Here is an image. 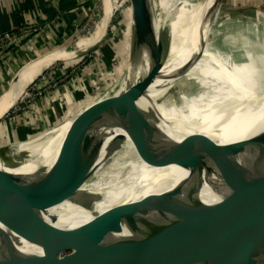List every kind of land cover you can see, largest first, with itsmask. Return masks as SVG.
Wrapping results in <instances>:
<instances>
[{
	"label": "water",
	"instance_id": "1",
	"mask_svg": "<svg viewBox=\"0 0 264 264\" xmlns=\"http://www.w3.org/2000/svg\"><path fill=\"white\" fill-rule=\"evenodd\" d=\"M121 5L124 63L103 112L89 117L83 131L66 134L59 145L33 149L23 144L48 134L60 123L37 131L38 135L0 143V264H264V129L225 143L199 139L178 161L200 172L206 167L203 179L96 210L105 193L86 185L106 182L109 176L101 174L110 167L92 159L107 141L111 147L128 141L137 149L146 147L171 116L162 111L144 116L135 112L139 90L163 68L171 48L152 58L148 16L141 0H121ZM250 8L264 19L263 7L224 6V0H213L212 4L202 0L197 24L192 29L187 26L177 44L175 60L197 47L184 65L191 70L203 57L219 14L245 13ZM115 10L96 44L65 49L76 52L56 58L51 65L98 51L110 34ZM60 50L23 64L11 78L5 97L9 100L28 67ZM184 93L176 91L166 105L179 103ZM257 95L247 110L228 121L226 135L249 131L264 118V93ZM115 128L122 129L129 139L126 134H113ZM146 155L151 159L150 152ZM126 178L119 179L124 180L120 184L128 183ZM205 190L210 198L203 196ZM71 205L89 218L73 226L61 222L62 214H71Z\"/></svg>",
	"mask_w": 264,
	"mask_h": 264
},
{
	"label": "bare ground",
	"instance_id": "2",
	"mask_svg": "<svg viewBox=\"0 0 264 264\" xmlns=\"http://www.w3.org/2000/svg\"><path fill=\"white\" fill-rule=\"evenodd\" d=\"M201 2L202 0H141L148 16L147 40L152 50V58L160 55L168 47L171 51L163 68L139 90L135 112L137 115L144 116L162 111L163 114L171 116L159 134L146 147L137 149L129 141L124 143L125 145L111 147L108 146L107 141L92 159L110 167L107 172L101 174V176H109L106 182L99 185V181H96L92 186L86 185V188L101 190L105 193V199L96 204V210H103L119 201L162 192L179 183L187 185L197 178L203 179L207 172L206 167L200 172L198 169L191 168L192 165H182L178 161V158L188 152L199 139L205 141L211 138L216 142L225 143L249 138L264 129L263 118L242 134H225L228 121L232 116L244 112L252 98L264 93V46L258 54L245 49L250 57L247 56L248 58L243 62H237L235 57L243 49L218 51L212 45L216 36H212L211 33L203 57L191 70L184 65L195 52V47L182 55L181 60H175L178 53L177 44L188 30L187 26L192 29L197 24H195L196 16ZM212 2L213 0H208L209 4ZM102 7L100 23L84 48L93 46L104 36L113 15L114 0H102ZM74 52L76 50L63 48L60 52L47 54L28 67L21 74L9 100L3 94L0 97V117L26 93L27 87L41 76L56 58H67ZM186 81L189 85L188 92L180 95L179 103L173 102L167 106L166 103L173 91ZM112 86L105 93L91 99L89 107L77 110L78 113L76 112L72 118L63 121L48 134H41L23 145L32 146L33 149L41 145L43 147L59 145L66 134L83 131L89 117L103 112ZM113 134L126 133L120 128H115ZM126 136L129 139L127 134ZM148 152L151 159L146 155ZM23 169L27 170L30 167ZM23 169H17V171ZM125 175L128 183L120 184L124 180L119 179ZM203 196L211 197L206 190ZM66 205L69 204L64 206ZM70 210L69 216L61 215V222L73 226L86 221L90 216L72 205Z\"/></svg>",
	"mask_w": 264,
	"mask_h": 264
},
{
	"label": "crops",
	"instance_id": "3",
	"mask_svg": "<svg viewBox=\"0 0 264 264\" xmlns=\"http://www.w3.org/2000/svg\"><path fill=\"white\" fill-rule=\"evenodd\" d=\"M97 1L0 0V37L8 31L19 32L30 26L37 28V31L18 38L0 53V97L23 64L48 51L70 48L79 39L77 28L87 19ZM243 2L248 6L264 8V0ZM95 63L89 62L74 73L68 72L70 69L66 65L64 69L56 68L59 71L49 73V81H58L56 86L46 84L41 88V93L28 102L22 101L24 93L11 109L13 111L21 105L16 120L4 122V117L0 121V143L24 139L35 131L67 120L77 110L89 107L90 99L97 94L94 84L98 75L89 71ZM44 72H49V69Z\"/></svg>",
	"mask_w": 264,
	"mask_h": 264
},
{
	"label": "rangeland",
	"instance_id": "4",
	"mask_svg": "<svg viewBox=\"0 0 264 264\" xmlns=\"http://www.w3.org/2000/svg\"><path fill=\"white\" fill-rule=\"evenodd\" d=\"M95 5L101 7V11L99 13L100 14L99 21H100L102 18V13H103L102 0H98ZM230 5L248 6V5H245L243 0H224V6H230ZM116 7L117 9L115 10ZM250 9L251 10L246 11L245 13H242V12L234 13L233 12L226 16L222 13L219 14L213 26V30H212V36L213 35L216 36L215 39H213L214 44L212 43V45L218 51L221 50L223 52H228L233 49H236V50L243 49L244 50V51L242 50V52L239 51L238 55L235 57L237 62H243L245 61V59L250 57L249 54L245 52V49L251 51L252 53L258 54L261 52V48H263L264 46L263 15L260 14L257 10H254L253 8H250ZM252 9L254 11H252ZM114 10L115 12H114V17H113V24L111 26L110 34L108 35L107 40L105 41V43L102 45V47L98 51H96L90 56H87V57H90V59L89 58L87 59L88 61H85V59L87 58L85 57L79 60H74V61H69V62H59V63L53 64V65L60 66V68L61 66L66 65L68 66L67 68L70 69L68 70V72L74 73L76 70L83 68L87 63L96 62L95 63L96 65H93L89 68V71L98 75V80L94 84V88L97 91V94H94V97L92 99H94L98 94L100 95L102 93H105L111 88L112 84L114 85V83L117 81L118 75L120 71L122 70L123 63H124L125 27H123L124 25L122 22L121 0H114ZM117 15L118 16L120 15L121 19L119 22H116V21L114 22V20L118 18ZM258 19H260L261 21L258 22ZM93 34L91 33V34H88V36H85L87 40H82V38H79V39L77 38V40L70 46V48H67V49H78V48L85 47L87 41L90 40ZM218 46L220 47V49ZM108 50L114 53L110 61L107 58ZM196 51H197V47H195V52ZM53 65H51L48 68L49 72H44L45 75L47 74L49 75V73L51 74L55 71H59L57 70L59 68H57L56 66L53 67ZM181 86L177 87V89L173 91L171 96L176 91H184L185 93L188 92L189 85L186 84L184 88H182L183 86L182 87ZM208 93L210 94V92ZM204 97H206V95H204ZM90 102H91V99L89 103ZM17 107L21 108V105ZM36 132L37 131H35L33 134L38 135L39 133H36Z\"/></svg>",
	"mask_w": 264,
	"mask_h": 264
},
{
	"label": "built area",
	"instance_id": "5",
	"mask_svg": "<svg viewBox=\"0 0 264 264\" xmlns=\"http://www.w3.org/2000/svg\"><path fill=\"white\" fill-rule=\"evenodd\" d=\"M100 11L101 7L95 5L91 12L89 13L87 19L77 28V34L79 35V38H82V40H87L85 36H88V34H93L95 31L96 27L99 24V18H100ZM37 31V28L34 26L30 27H25L22 30H20L17 33H12V32H6L0 37V53L4 50L5 47L10 46L15 43V41L18 38H21L23 36H28L31 35V33ZM85 38V39H84ZM54 66V65H53ZM59 69H64V65L57 66ZM49 75L42 74L38 80H35L31 83V86L28 88L26 91L22 101L28 102L35 96L39 95L41 93V88L45 86L46 84H50V86H56L58 84V81H49ZM20 107H15L13 111L9 112L6 116L4 121H15L17 116L16 113L20 110Z\"/></svg>",
	"mask_w": 264,
	"mask_h": 264
},
{
	"label": "trees",
	"instance_id": "6",
	"mask_svg": "<svg viewBox=\"0 0 264 264\" xmlns=\"http://www.w3.org/2000/svg\"><path fill=\"white\" fill-rule=\"evenodd\" d=\"M117 16H118V15H117ZM120 19H121V16L119 15L118 18H116V19L114 20V22H115V21H116V22H119ZM19 30H20V29H19ZM17 31H18V30H13V31H10V32H12V33H17ZM8 32H9V31H8ZM113 55H114L113 52H110V50L107 51V58L109 59V61L112 59ZM91 57H92V56H91ZM88 58L90 59V57H87V58L85 59V61H88V60H87Z\"/></svg>",
	"mask_w": 264,
	"mask_h": 264
}]
</instances>
